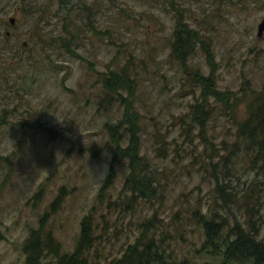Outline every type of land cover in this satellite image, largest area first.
I'll use <instances>...</instances> for the list:
<instances>
[{
  "label": "rangeland",
  "instance_id": "374dc122",
  "mask_svg": "<svg viewBox=\"0 0 264 264\" xmlns=\"http://www.w3.org/2000/svg\"><path fill=\"white\" fill-rule=\"evenodd\" d=\"M10 1L18 4L0 0V264L24 263V240L43 215L62 250L72 251L89 211L96 227L90 264L119 255L153 213L156 234H172L167 247L173 253L193 251L202 239L190 217L197 206L208 211L220 201L236 210L220 199L206 167L223 140L235 139L247 86L258 89L264 82V33L257 36L264 0H81L65 1L71 9L64 11H58L57 0H30L40 9L5 7ZM177 13L179 27L196 35L183 62L170 56ZM9 16L16 17L14 25ZM66 17L79 33L73 52L57 46ZM5 29L12 33L4 40ZM30 31L35 39L23 49ZM112 71L125 72L129 86L103 101V79ZM210 71L219 90L243 93L230 112L214 96H202L197 75ZM199 102L209 108L206 117L200 110L193 114L191 105ZM130 115L137 118L139 155L156 169L160 194L154 199L132 200L124 186L125 158L101 191L115 138L123 136L122 147L129 143L123 129H130ZM116 123L119 132L111 135L107 124ZM234 160V191L247 184L262 187L244 158Z\"/></svg>",
  "mask_w": 264,
  "mask_h": 264
},
{
  "label": "trees",
  "instance_id": "16d2710c",
  "mask_svg": "<svg viewBox=\"0 0 264 264\" xmlns=\"http://www.w3.org/2000/svg\"><path fill=\"white\" fill-rule=\"evenodd\" d=\"M177 16L172 32L170 56L178 61L180 58L183 62L194 47L192 41L195 40L196 35L190 36V29L185 25L181 29L179 13ZM66 22L67 17L64 19V35L57 37V46L60 49L72 51V45L77 43L74 40L79 33L72 32V25H68ZM128 79L129 77L123 71H112L108 76H105L103 86L107 92L102 100L107 101L109 92H117L128 87L129 84L126 82ZM197 82L202 88V96H214L224 104L227 112L233 110L235 103L243 96V93L238 96L232 90L231 93L219 90L216 87L213 71H210L208 75L198 74ZM247 88L248 99L245 110L234 123L235 139L231 142L223 140L219 147L221 151L216 160H212L210 155L206 167L214 177L220 199L230 200L236 210L234 211L228 206L229 204L220 203V201L217 204L215 201L214 207L208 208V211H203L197 206L190 217L201 228L202 239L198 247L193 251L188 250L181 256L179 253H173V249L167 247L173 239L172 234L166 233L165 236L156 234L153 228L157 225L153 226L151 222L156 218L153 213L152 217L141 223L135 239L129 242L119 255L110 258L106 264H264V236L260 235L261 223L264 218L261 212L262 206H264V194L261 193V188H264V82L258 89L250 85ZM203 105L202 102L191 105L194 109L193 114L201 111L204 115L200 112V116L206 117V111L209 108ZM192 119L195 121L196 117ZM120 120L119 123L122 122V119ZM128 121L133 122L130 129L123 130L127 134L130 133L129 143L122 147L118 137L123 136L118 134V137L115 138L116 145L111 159L110 172L101 191L111 180L114 165L117 164L119 158H125L128 161L129 171L125 177L124 186L132 194V200L134 201L138 197L154 199L160 194L156 169L148 167L147 162L139 155L140 140L134 130L137 118L135 119L133 116L131 119L130 115ZM117 125V123L107 124L111 135H114V131L119 132L121 124ZM40 128L46 129L49 134L52 132L48 127ZM203 138L205 139L204 134ZM235 157H242L247 161L249 166L260 176L262 187H253L252 184H247L236 191L231 188L229 177L231 164L235 162ZM59 198L60 194L50 203L52 210L56 205H59ZM238 210L241 211L243 220L236 216ZM229 215H232V218ZM43 218L44 215L40 217L38 226L29 229L24 240L23 264H90L88 254L96 239V227L93 224L91 211L80 220L79 234L72 251L62 250L61 244L52 230L44 227Z\"/></svg>",
  "mask_w": 264,
  "mask_h": 264
},
{
  "label": "flooded vegetation",
  "instance_id": "af4514ba",
  "mask_svg": "<svg viewBox=\"0 0 264 264\" xmlns=\"http://www.w3.org/2000/svg\"><path fill=\"white\" fill-rule=\"evenodd\" d=\"M65 1H68V2H75V1H81V0H57V3H58V7H57V9H58V11H64V10H70L71 9V4H69L68 5V3H66ZM14 4L13 2H9V3H6L5 4V7L8 5V4ZM15 5V4H14ZM16 6V8L17 9H19V8H26V7H28V8H37V9H40V7L39 6H36V5H31V3H30V0H18V4H16L15 5ZM10 17H13V21H10ZM8 23L9 24H11V25H14L15 23H16V17L15 16H9L8 17ZM12 33V30H10V29H5V32H4V34H3V39L5 40L6 39V37L8 36V35H10ZM34 33H33V31H30L29 32V34H28V40L27 39H24V40H22L21 41V46H22V48L23 49H27L28 47H29V41L30 40H34L35 38H34Z\"/></svg>",
  "mask_w": 264,
  "mask_h": 264
},
{
  "label": "water",
  "instance_id": "95a60500",
  "mask_svg": "<svg viewBox=\"0 0 264 264\" xmlns=\"http://www.w3.org/2000/svg\"><path fill=\"white\" fill-rule=\"evenodd\" d=\"M10 21H13V17L9 18ZM264 33V16L262 17V19L259 21L258 25H257V36H261Z\"/></svg>",
  "mask_w": 264,
  "mask_h": 264
}]
</instances>
